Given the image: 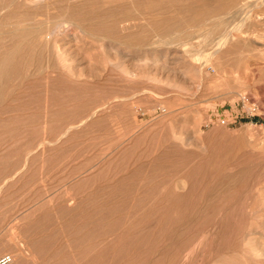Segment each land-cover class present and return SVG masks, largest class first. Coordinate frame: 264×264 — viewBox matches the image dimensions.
<instances>
[{"label":"rangeland","instance_id":"374dc122","mask_svg":"<svg viewBox=\"0 0 264 264\" xmlns=\"http://www.w3.org/2000/svg\"><path fill=\"white\" fill-rule=\"evenodd\" d=\"M223 1L0 0V256L264 264V0L181 37Z\"/></svg>","mask_w":264,"mask_h":264},{"label":"bare ground","instance_id":"6f19581e","mask_svg":"<svg viewBox=\"0 0 264 264\" xmlns=\"http://www.w3.org/2000/svg\"><path fill=\"white\" fill-rule=\"evenodd\" d=\"M235 1L236 0H230V2H229V4H228V2L226 1V0H224L223 2H220V3H217L215 6H213L211 9H201L200 8V12L199 13H201V15H200V17H198L197 19L196 18H194L193 16H191V15H188V17H189V20L193 23V26L192 27H195L194 29V31H192V30H190V26H188L187 27V29H186V31L184 32V34L181 36L182 38H185V39H191V38H193V37H195V36H197V35H200V33H202V32H204V33H202V35L204 34L205 36H210L213 32H217V33H220L221 35H226L227 33H228V28L230 27V24H229V22H228V18L226 19V17H225V15H229L230 13L228 12V9H229V7L231 6V5H233V4H235ZM247 3V2H246ZM237 4V3H236ZM227 5V6H226ZM246 5V4H245ZM226 6V8H224L223 9V7H225ZM234 6V5H233ZM244 6V5H243ZM220 9H223L222 11H220ZM237 11V10H236ZM236 13V12H235ZM241 13H239V15H240ZM233 15V14H232ZM6 14H5V16L3 17V18H6ZM9 16V15H8ZM230 17H231V15H230ZM244 18V17H243ZM242 18V19H243ZM248 18V17H247ZM2 20V19H1ZM245 20V19H244ZM242 23V22H241ZM263 23V22H262ZM261 22L259 23L260 25L262 24ZM243 24V23H242ZM62 25V24H61ZM69 25V24H68ZM206 25H209V28H205L204 29V27L203 26H205L206 27ZM237 25H239V24H237ZM67 26V25H66ZM236 26V25H235ZM62 27H64V26H62ZM241 27V26H240ZM262 27V26H261ZM260 27V28H261ZM59 28V27H58ZM239 28V27H238ZM238 28H237V30L236 31H239L238 30ZM203 29H204V31H203ZM234 29H236L235 27H234ZM22 28H21V26H18V27H16V28H14V29H12V30H10L9 32H8V34H10V38L11 39H18V37L19 38H21L22 36H23V34H22ZM229 30H231V29H229ZM258 30V29H257ZM264 30V29H263ZM261 31V30H260ZM3 32H5V31H3ZM2 32V33H3ZM30 32V31H29ZM5 33H7V31L5 32ZM5 33H3V35L5 34ZM242 33H247V35L248 34H250V33H248L247 31H243ZM26 34V33H25ZM239 35H240V33H238ZM252 34V33H251ZM5 36V35H4ZM7 36V35H6ZM201 36V35H200ZM204 36V38H206ZM217 36V35H216ZM242 36V35H241ZM256 36V35H255ZM262 36H264V34L263 35H258V39H263V37ZM13 37V38H12ZM211 37V36H210ZM199 38V37H198ZM201 38H203L202 36H201ZM16 43V42H15ZM249 44V43H248ZM217 45V44H216ZM12 48L9 50V54H6V53H4V55H3V53L1 54V52H0V54H1V56L3 55V57L0 59V74L2 73H5V72H7L8 70H12V69H15V68H17V70L16 71H18L19 70V68L18 67H20V66H18V65H15V64H13V63H10V62H7V59H10L9 58V56L8 55H14V52L18 49V44L16 43L15 45H12L11 46ZM20 48V47H19ZM216 48H218L219 49V47L218 46H216L215 48H214V50L216 49ZM260 48V47H259ZM254 49V48H253ZM255 49L257 50L258 48H257V46H255ZM21 50V49H20ZM213 50V51H214ZM217 50V49H216ZM220 50V49H219ZM255 50V51H256ZM264 50V49H263ZM262 49H261V51L259 50H257L258 52H261L262 53V51H263ZM216 52V51H215ZM13 53V54H12ZM13 71V70H12ZM15 71V70H14ZM13 71V72H14ZM12 72V73H13ZM10 74V73H9ZM7 79L8 78H6V81H7ZM4 79H2L1 80V75H0V81H3ZM5 80H4V82H6ZM1 83V82H0ZM2 85H3V82H2ZM1 86V85H0ZM11 256V263L10 264H14L13 263V261H14V257H13V255H10Z\"/></svg>","mask_w":264,"mask_h":264},{"label":"built area","instance_id":"2783aa9c","mask_svg":"<svg viewBox=\"0 0 264 264\" xmlns=\"http://www.w3.org/2000/svg\"><path fill=\"white\" fill-rule=\"evenodd\" d=\"M11 256L9 254H3L0 256V264H10Z\"/></svg>","mask_w":264,"mask_h":264}]
</instances>
